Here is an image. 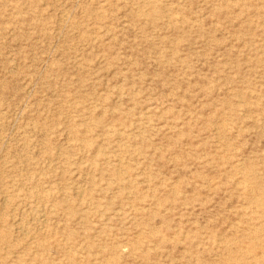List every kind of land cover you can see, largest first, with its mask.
Masks as SVG:
<instances>
[{
  "label": "rangeland",
  "instance_id": "rangeland-1",
  "mask_svg": "<svg viewBox=\"0 0 264 264\" xmlns=\"http://www.w3.org/2000/svg\"><path fill=\"white\" fill-rule=\"evenodd\" d=\"M0 264H264V0H0Z\"/></svg>",
  "mask_w": 264,
  "mask_h": 264
}]
</instances>
